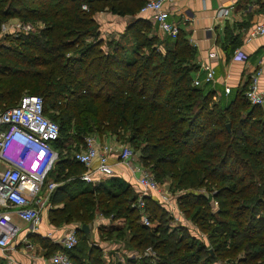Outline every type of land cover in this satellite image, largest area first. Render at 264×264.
Listing matches in <instances>:
<instances>
[{
	"label": "trees",
	"instance_id": "16d2710c",
	"mask_svg": "<svg viewBox=\"0 0 264 264\" xmlns=\"http://www.w3.org/2000/svg\"><path fill=\"white\" fill-rule=\"evenodd\" d=\"M144 2L0 0V27L13 16L44 24L16 35L0 32V100L7 101L0 109L14 105L24 94L18 90L26 89L43 97L45 115L58 124L53 146L59 158L45 180L61 181L51 201L62 205L48 211L49 219L53 225L89 224L95 205L119 223L104 228L101 239L116 241L128 232L117 246L141 253L151 245L156 251L123 264H215L240 250L239 264H264V110L244 96L245 85L215 102L213 90L193 84L195 48L184 31L161 38L149 32L146 19L134 17L129 42L100 35L95 11L132 15ZM232 39L227 43L234 45ZM91 132L115 133L138 147L140 162L154 177H168L181 190L180 205L208 230L213 246L199 242L184 221L170 226L167 209L152 195L145 196L146 209L158 223H142L132 205L137 192L120 176L105 175L69 194L66 184L81 181L83 171L74 152ZM77 230L78 243L68 250L72 264H106L102 247Z\"/></svg>",
	"mask_w": 264,
	"mask_h": 264
},
{
	"label": "built area",
	"instance_id": "2783aa9c",
	"mask_svg": "<svg viewBox=\"0 0 264 264\" xmlns=\"http://www.w3.org/2000/svg\"><path fill=\"white\" fill-rule=\"evenodd\" d=\"M172 0H145L139 11H153L158 28L174 37L178 32L177 24L168 19L169 9L165 3ZM83 8H87L82 4ZM228 12L227 7L218 10V15ZM216 14V15H217ZM37 27L30 21L17 20L1 23L0 32H11L14 35L21 32L34 31ZM264 33V24H256L249 32V38ZM215 49L209 56H216ZM234 56L246 58L239 49H235ZM203 71L202 81L214 80V66L210 60L201 64ZM264 71V58L260 59L256 68L250 72L244 96L252 104H264L263 89L259 79ZM193 84L201 82L199 77L193 78ZM226 85L224 90L229 91ZM59 134L58 124L44 113L43 97L37 93H24L14 105L0 109V249L11 247L13 240L19 235L22 228L14 222V216L24 221L28 230H34L41 223V212L47 203V194L56 186L54 180L46 181V175L57 150L53 142ZM111 148L98 142L93 134L84 137L82 146L74 152V158L88 167L82 176L87 181L112 174L114 163L121 162L129 167L140 189L132 205L138 209L140 221L152 225L146 209L145 196L158 194L161 205L167 209L170 226H177L186 222L177 207V199L161 188L159 181L154 177L148 167L134 157V150L129 145H123L114 157ZM94 177V178H93ZM216 200L214 201V203ZM78 234L75 228L67 229L60 238V246L49 254L46 264H72L68 250L78 243ZM27 245H30L28 243ZM154 257L156 251L148 246L138 253L123 247H115L112 252L113 263L123 264L129 257ZM216 264H223L217 262Z\"/></svg>",
	"mask_w": 264,
	"mask_h": 264
},
{
	"label": "crops",
	"instance_id": "0c3cea01",
	"mask_svg": "<svg viewBox=\"0 0 264 264\" xmlns=\"http://www.w3.org/2000/svg\"><path fill=\"white\" fill-rule=\"evenodd\" d=\"M164 5L169 9L168 19L177 24L178 30L186 33L190 44L195 48L193 58L195 68L190 72L192 78L199 77L201 82L198 85H203L213 90L212 100L215 102L226 101L229 97L238 93V90L246 85L250 72L256 68L259 60L264 58V33L249 38V32L254 25L264 24V0H172L166 2ZM222 7H227L228 12L218 15L217 12ZM93 17L98 24L100 35L105 40L121 41L122 38H126L129 42L130 35L127 31V26L131 24L134 17L146 19L149 32L161 38L170 36L158 28L157 22L153 17V11L151 10L138 11L131 15L115 13L105 8L95 11ZM17 20L20 19L13 16L5 21L14 22ZM35 22L41 23L42 21L38 19ZM232 37L234 39H232L233 42L231 43H234V45L228 44V41ZM213 49L217 51V55L210 57L209 52ZM235 49H239L241 55L245 54L246 58L234 56ZM205 60H210L214 66V80L210 82L202 81L203 71L201 64ZM259 80L264 94V71ZM226 85L230 87L227 92L224 90ZM260 106L264 110V104ZM113 167L114 172L112 174L120 176L130 183L135 192L139 191L140 187L135 177L132 176L128 166L116 160ZM83 172L85 171H82L78 175L81 181H70L66 184L65 189L69 194L79 191L86 183H96L99 180L96 179L98 176L95 174L94 181H87L82 176ZM51 179L54 180L53 178ZM60 183L61 181H57L56 186ZM51 194L52 191L47 194V203L41 212V223L34 230H24L23 228L18 235V239L13 240L8 251L3 252L0 249V264L47 263L49 254L54 252L48 244L52 241L50 239L56 237V235L60 239L69 226L64 225L62 222L57 226H53L51 221H49L50 224L47 222L49 213L46 210L49 211L51 208H57L62 205V201L52 202ZM150 195L160 199L158 194L152 193ZM13 219L19 218L14 216ZM19 220L22 221L21 219ZM74 222L76 223V221H72V223ZM111 222L119 224L117 221L109 220L104 215L96 219V225L99 226V230L101 231H99L100 234ZM44 232L45 234L46 232L49 233L45 236L47 237L45 238L46 242L34 239L33 236L35 234ZM53 233L54 235L51 236ZM90 234L91 231L89 230L86 236L88 237ZM98 240L102 242L100 244H105L102 247V255L107 263V261H110L109 251L117 247L116 241H114V238H100ZM57 241L53 240L52 242L57 243ZM94 241L97 240H91L92 243ZM28 243L30 245H27Z\"/></svg>",
	"mask_w": 264,
	"mask_h": 264
},
{
	"label": "rangeland",
	"instance_id": "374dc122",
	"mask_svg": "<svg viewBox=\"0 0 264 264\" xmlns=\"http://www.w3.org/2000/svg\"><path fill=\"white\" fill-rule=\"evenodd\" d=\"M35 26L38 29H40L41 27L44 26V24L43 23H36ZM121 41H124L126 43L128 42V40L126 38H122ZM1 60H2V58L0 57V62H1ZM25 92H29V90H26V89L18 90L19 95L22 94V93H25ZM5 102H7V101H4L3 103H5ZM0 103L3 104L1 102V100H0ZM47 114H48V112H47ZM48 115H50V114H48ZM229 128H230V124H229ZM91 134H93V136H95V138H96V140L98 142L107 144L111 148V150L114 153V155H116V153L118 152V150L123 145H129V146H131V144L127 140L122 139L120 136H118L115 133L98 134L97 132H91ZM131 148L134 150V153H135V156L134 157L138 160V162H140V160H139V149H138V147L132 145ZM114 155H113V159H116L114 157ZM58 158H59V152H58V149H57V156H56V158L53 160V162L51 164L50 171L52 170V166H55V163L57 162ZM81 165H82L83 171L88 170V167L84 166L83 164H81ZM159 183H160L162 189H165L167 192L170 193V195H172L173 197H176L175 200L177 199L176 203H177L178 210L183 215V217L185 218V220L187 221V224H188V227H189L188 232L190 234L193 233V234L197 235L198 236L197 240L199 242L203 243L204 245L209 246V247L213 246V244L210 242L209 238L207 237L208 236V234H207L208 233V230L207 229H204L202 227H199L198 225H195V224L198 223V221H197V223H195L196 220L191 216V214H189V213L187 214V211H185V209H184L185 206H181L180 205V202H179V199H178V195L180 194L181 190L174 189L172 187V185H171L172 184L171 183V179L168 178V177L166 179H164L163 182H159ZM209 188H210L211 191H214V190L217 189V185L214 184V183H212V185H210ZM198 190H201V192H205V190H206L205 184L202 185L200 187V189H198ZM97 198L98 197H96V200H97ZM213 207L214 208H217L218 207V203L217 202L214 203V201H213ZM90 208L91 209L93 208L92 211H91L90 220H89V222H90L89 223L90 224L89 230L91 231V234H90V236L87 237L88 238L87 240L89 241V243H92L91 240H94L95 239L97 241H94V243L97 242L101 247H103V246H105V244L104 243H103L104 245L103 244H100L102 242H100L98 240V239L101 238L100 237V232L101 231L99 230V226L96 225V219H98L99 217H102L103 214L100 212V209L98 207H96L95 205H94V207H93V205L90 206ZM46 212H48V210H46ZM191 212H193V211L191 210ZM47 215H48V213H47ZM14 220H15L14 221L15 223H18V225L20 226V228H22V229L24 228V230L25 229L26 230L28 229V226H27V224L25 222H22L19 219H14ZM47 220H46L47 222L51 221L49 219V216L47 217ZM156 223H158L157 220L152 221V224H156ZM49 224H50V222H49ZM74 224H75V226H74ZM209 224H210L209 227L211 225H213V220L209 219ZM64 225H69L68 226V229H71V228L79 227L81 225V223L80 222H76V223L74 222L72 224L71 223H69V224L68 223H64ZM53 226H57V225H53ZM97 227H98V229H97ZM48 234L49 233H47V232H46V234H45V232L44 233H41V234L38 233V234H35V236H33V237H34V239H40L42 241H45V238H47L45 236L48 235ZM128 234H129L128 232L124 233L123 235L120 236V239L118 237L117 240H122L120 242L121 243H124L127 240L126 238L129 237ZM53 235H54V233L51 236H53ZM16 239H18V236L14 240H16ZM48 239H50V238H48ZM50 240H52V241L53 240H55V241L58 240L57 243H54L52 241L50 243H48L52 247V251L57 250V248L60 246V242H59L60 239H59V237L56 235V237H54V238H52ZM79 242H80V240H79ZM116 245H118V244L116 243ZM148 246L152 247L151 245H148ZM148 246H145L144 248H146ZM6 251H8V248L3 250V252H6ZM109 252H110V258H109L110 261H107L106 264H112V262L114 261L113 260V257H112L113 249H111ZM0 253H1V250H0ZM239 255H242V251L241 250L238 251L237 253H234V254H231V255H224L223 254L222 259L216 261V263L217 262H223V264H239L238 263V260H237L238 257H239ZM0 263H1V260H0ZM113 264H116V263H113Z\"/></svg>",
	"mask_w": 264,
	"mask_h": 264
},
{
	"label": "water",
	"instance_id": "95a60500",
	"mask_svg": "<svg viewBox=\"0 0 264 264\" xmlns=\"http://www.w3.org/2000/svg\"><path fill=\"white\" fill-rule=\"evenodd\" d=\"M227 128L229 129V122L226 123ZM76 230H80L84 234H87L89 232V224L82 223L79 227L75 228Z\"/></svg>",
	"mask_w": 264,
	"mask_h": 264
}]
</instances>
